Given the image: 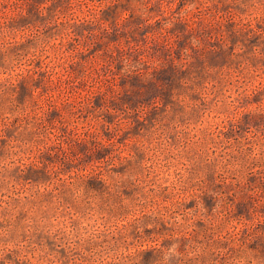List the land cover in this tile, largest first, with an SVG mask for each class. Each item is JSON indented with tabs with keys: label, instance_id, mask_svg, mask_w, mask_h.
<instances>
[{
	"label": "rangeland",
	"instance_id": "374dc122",
	"mask_svg": "<svg viewBox=\"0 0 264 264\" xmlns=\"http://www.w3.org/2000/svg\"><path fill=\"white\" fill-rule=\"evenodd\" d=\"M189 3L197 5L196 9L180 15ZM257 3L264 9V0ZM143 8L149 13L147 18L141 14ZM43 13L48 14L47 27ZM246 15L237 0H0V39L8 40L11 50L24 49L25 43L35 47L34 33L52 42L47 55L18 66L12 89L15 103L31 110L48 143L45 147L41 142L26 169L27 178L17 181L9 198L17 206L39 205L42 215L56 221L53 226L61 231L77 232L97 217L104 226L101 214L107 213V223L115 232L111 239L117 242L123 238L119 226L129 214L119 205L122 199L136 202L130 188L145 199L152 195L153 203L167 210L175 199L168 187L159 193L150 187L145 193L123 179L140 172L130 162L125 168V162L130 156L140 158L151 170L154 149L164 146L167 137L166 130L156 128L161 117L155 114L191 99L181 100L183 90L177 77H188L200 61L213 74V90L218 95H227L225 89L242 78L256 82L248 90L254 103L258 95H264V14L254 19H245ZM169 23L172 26L165 27ZM193 37L200 41L199 47L191 44ZM125 59L130 61L127 74ZM173 90L175 101L169 97ZM237 116V123L249 116L264 120V114L237 112ZM200 119L193 117L194 122ZM19 123L20 117L12 121L13 127ZM257 132L264 137V129ZM241 140L244 137L237 140L238 150ZM160 156L163 159L157 157V164L168 168V156L164 152ZM34 171L38 180L31 178ZM140 176L146 179L143 172ZM217 180L220 211L213 212L207 196L202 197L205 208L196 210L195 231L189 238L224 237L222 247L247 238L250 249L264 254V242L259 248L255 242L256 238L264 240V173H244L234 186L221 177ZM151 182H156L155 177ZM110 187L116 192L112 203L104 200L97 209L77 197L83 189L85 197L99 198V189L108 192ZM195 203L186 204L184 210L193 209ZM4 215H9L7 210ZM26 216L21 211L16 223ZM0 227L6 225L0 223ZM21 242L35 249L25 264H93L92 246L86 244L80 251L79 240L74 245L70 239L55 244L40 232L31 242L22 234ZM104 243H109L107 235ZM7 259H12L11 253ZM221 264H225L223 258Z\"/></svg>",
	"mask_w": 264,
	"mask_h": 264
},
{
	"label": "clouds",
	"instance_id": "9594fccd",
	"mask_svg": "<svg viewBox=\"0 0 264 264\" xmlns=\"http://www.w3.org/2000/svg\"><path fill=\"white\" fill-rule=\"evenodd\" d=\"M237 3L246 11L245 19H254L264 14V9H261L257 0H237ZM196 7L197 5L189 3L180 15L194 11ZM141 14L146 18L149 16L146 8L142 9ZM42 16L44 26L47 27L48 14L43 13ZM171 26L170 23L165 25ZM33 37L35 47L25 43L24 49L15 51L11 50L8 40L0 39V223L6 225L0 227V264H25L31 261L29 252L35 250L34 245L22 243L21 235L26 234L31 242L40 232L51 237L55 244L62 239H70L74 245L79 240L80 251H83L82 246L86 244L92 246L93 264H221V258L225 260V264H264V254L250 249L247 238L243 239V243L235 245L229 241L228 247L221 246L224 237L212 240L204 236H200L198 240L189 238V234L195 231L196 210L203 212L205 208L202 197L207 196L213 212L220 211V204L216 202V198L221 196L217 190L218 177L234 186L240 183L244 173H264V137L257 132V129H264V120L249 116L246 121L236 122L237 112L241 115L249 112L257 117L264 114V95H258L256 102H253L248 90L255 87L256 82L251 78H242L234 87L228 86L225 89L227 95H218L213 90V74L204 61L193 65V71L188 77H177L178 87L183 90L181 100L184 97L191 99L167 111L162 108L155 114L161 117L156 128L166 130L167 137L164 146L159 150L154 149L151 170L140 158L130 156L125 162V168L130 162L131 166L139 168L145 174L146 179L140 176V172L123 179L139 185L145 193L150 187L156 188L157 193L163 187H168L170 196L175 199L167 210L153 203L152 195L145 199L135 188H130L136 202L122 199L119 205L126 207L129 214L124 218L125 223L119 226L123 238L117 242L111 239L115 232L107 223L110 219L107 213L101 214L104 226H101L97 217L77 232L71 229L61 231L53 226L56 221H50L42 215L43 209H39V205L36 208L25 207L23 203L15 205L9 197L16 189L17 181L27 178L26 169L41 142H44L45 147L48 143L46 135L36 126L38 122L32 119L31 110L18 108L12 92L18 66L47 55V50L52 45L40 33H34ZM190 42L196 47L200 46V41L195 37ZM220 55L223 56V53ZM124 65V73L127 74L130 61L125 59ZM176 95L175 90L169 93L172 101H175ZM125 110L127 111L126 106ZM196 115L202 119L194 122L193 117ZM17 117H20V123L13 127L12 121ZM25 117L28 122H25ZM240 137H244V140L239 141L238 150L237 140ZM161 152L168 156V168L157 164V157L163 159ZM50 154L56 156L55 152ZM153 177L156 179L155 183L151 182ZM31 178L38 180L39 176L34 171ZM165 179L168 181L167 185L164 184ZM99 191V198L85 197L83 189L77 193V197L87 199L93 209H97L104 200H108L110 205L116 195L115 189L110 187L108 192H104L101 188ZM5 193L9 195L5 196ZM186 193L192 195L187 196ZM18 199L23 201L22 196ZM193 200L196 201L194 208L185 211L184 206ZM5 210L8 211V216L4 215ZM21 211L27 213V216L17 224L16 217ZM62 227L61 225L60 228ZM105 235L108 236L109 243H104ZM131 237L135 239H130ZM237 239L239 241L240 238ZM255 242L259 248L264 240L256 238ZM230 248L234 251H230ZM44 250H47L46 247ZM9 253L12 255L11 260L7 259Z\"/></svg>",
	"mask_w": 264,
	"mask_h": 264
}]
</instances>
